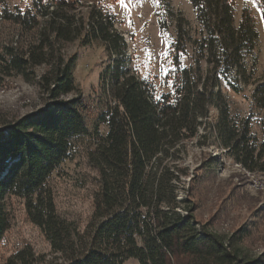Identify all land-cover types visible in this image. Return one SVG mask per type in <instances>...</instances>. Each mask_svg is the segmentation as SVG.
Instances as JSON below:
<instances>
[{
    "label": "trees",
    "instance_id": "obj_1",
    "mask_svg": "<svg viewBox=\"0 0 264 264\" xmlns=\"http://www.w3.org/2000/svg\"><path fill=\"white\" fill-rule=\"evenodd\" d=\"M78 1L32 0V13L7 9L0 0V17L27 28L36 26L40 17L53 38L62 42L80 35L83 44L103 40L107 49L116 37L121 39L114 32L113 17L92 4L86 16L80 15L81 24H76ZM189 1L205 34L199 43L206 63L204 80L208 72H216L238 92L227 76L234 68L248 82L244 76L248 56L250 73L254 70L252 50L258 33L252 17L243 8L235 26L233 0ZM254 1L264 21V0ZM184 23L179 19L175 25L173 47L178 51L185 49ZM116 55L111 69L104 70L106 85L101 87L112 102L99 117L106 132L96 131L94 147L87 155L97 171L98 185L91 217L82 231L57 213L46 185L51 173L72 156L74 140L90 134L83 116L87 104L73 77L75 57L56 54L53 45L44 42L22 53L10 50L0 55L5 73L26 74L28 67L43 64L38 84L48 99L43 107L0 125V240L10 226L6 198L15 196L24 201L28 219L42 230L52 251L59 253L61 262L56 264H123L129 258L138 264H264V255L253 258L238 247L231 249V239L225 241L196 218L194 201L180 179L188 175L187 167L163 162L178 150V142L196 136L198 117H206V95L213 94L209 87H219L218 80L214 85L198 84L200 65L197 73L191 67H177L173 90L156 96L152 81L137 71L123 70L124 54ZM252 98L256 106L264 107V80L254 86ZM219 128L224 147L228 152L233 149L234 160L249 171H264V160L259 163L264 148L255 151L247 127L240 130L229 125L226 106ZM178 188L186 191L181 198ZM33 260L26 247L2 264H32Z\"/></svg>",
    "mask_w": 264,
    "mask_h": 264
},
{
    "label": "rangeland",
    "instance_id": "obj_2",
    "mask_svg": "<svg viewBox=\"0 0 264 264\" xmlns=\"http://www.w3.org/2000/svg\"><path fill=\"white\" fill-rule=\"evenodd\" d=\"M234 1V25L239 24L241 11L246 8L258 33L252 50L256 64L249 71L250 58L245 61L246 72L239 75L234 68L227 78L239 87L233 92L216 72H208L204 80L206 63L201 59L199 43L205 35L195 18L189 0H79L76 24H81L80 15H85L92 4L103 14L113 17L116 41L107 45L103 40L83 44L80 35L62 42L53 38L49 26L40 17L31 28L3 20L0 17V55L10 50L22 53L37 43H50L56 54L74 56L73 77L87 104L83 116L90 134L74 140L72 156L51 173L46 185L53 194L57 213L82 231L93 209V196L97 190L98 174L88 162V152L94 147L96 131L106 132V125L99 117L108 105L109 97L101 87L105 86V69H111L116 52H123V70L137 71L141 77L152 81L155 95L171 92L174 70L179 67L202 69L198 84L210 86L207 94L206 117H198L201 124L197 134L187 141L178 142L174 153H169L163 162L177 163L187 167L188 175L182 176L185 187L191 194L196 209V218L206 223L211 231L228 241L231 249L238 247L246 256L264 255V171H249L232 158L223 145V133L219 128L221 110L226 106L229 125L237 129H249L251 146L257 152L264 147V107H258L252 98L255 85L264 80V21L261 8L254 0ZM10 10L35 11L32 0H2ZM77 5V6H78ZM86 16V15H85ZM179 19L186 34L185 49H174L175 25ZM159 22H162L163 28ZM81 27V25H79ZM80 33L83 34L82 31ZM161 53H167L165 58ZM120 57V56H118ZM45 70L43 64L28 67L26 74L3 72L0 67V125L41 108L47 102L44 90L38 84L39 75ZM103 74V75H102ZM102 75V77H101ZM105 77V78H104ZM104 78V79H103ZM196 79L193 81H197ZM200 82V83H199ZM214 83V84H213ZM108 90V88H105ZM73 94V93H72ZM72 94H68L70 97ZM264 160V156L259 163ZM181 183H179V188ZM178 188V198L186 191ZM6 210L10 217L9 229L0 240V264L22 248L29 247L32 264H56L61 262L59 253L53 252L42 230L32 223L26 214L24 201L18 197L6 198ZM123 264H138L129 258Z\"/></svg>",
    "mask_w": 264,
    "mask_h": 264
},
{
    "label": "snow or ice",
    "instance_id": "obj_3",
    "mask_svg": "<svg viewBox=\"0 0 264 264\" xmlns=\"http://www.w3.org/2000/svg\"><path fill=\"white\" fill-rule=\"evenodd\" d=\"M121 3H124V0H120ZM157 2H159V0H157ZM161 55H163L165 58H167V53H161Z\"/></svg>",
    "mask_w": 264,
    "mask_h": 264
}]
</instances>
